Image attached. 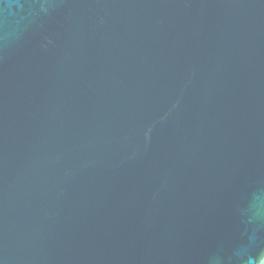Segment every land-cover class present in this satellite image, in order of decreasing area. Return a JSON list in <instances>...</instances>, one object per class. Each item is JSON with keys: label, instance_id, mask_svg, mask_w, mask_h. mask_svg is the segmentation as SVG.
Returning <instances> with one entry per match:
<instances>
[{"label": "water", "instance_id": "1", "mask_svg": "<svg viewBox=\"0 0 264 264\" xmlns=\"http://www.w3.org/2000/svg\"><path fill=\"white\" fill-rule=\"evenodd\" d=\"M0 264H264V0H0Z\"/></svg>", "mask_w": 264, "mask_h": 264}, {"label": "clouds", "instance_id": "2", "mask_svg": "<svg viewBox=\"0 0 264 264\" xmlns=\"http://www.w3.org/2000/svg\"><path fill=\"white\" fill-rule=\"evenodd\" d=\"M260 262V261H259Z\"/></svg>", "mask_w": 264, "mask_h": 264}]
</instances>
